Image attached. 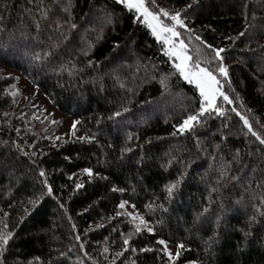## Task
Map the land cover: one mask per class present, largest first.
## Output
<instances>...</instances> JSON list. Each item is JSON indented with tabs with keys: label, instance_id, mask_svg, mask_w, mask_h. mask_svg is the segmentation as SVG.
<instances>
[{
	"label": "trees",
	"instance_id": "16d2710c",
	"mask_svg": "<svg viewBox=\"0 0 264 264\" xmlns=\"http://www.w3.org/2000/svg\"><path fill=\"white\" fill-rule=\"evenodd\" d=\"M154 3L181 13L190 63L233 101L183 134L174 125L200 96L134 12L115 0H0V227L14 234L0 264H264V0ZM196 36L227 49L228 80ZM4 69L79 121L67 141H49ZM122 201L152 233L118 214ZM159 239L185 249L170 261Z\"/></svg>",
	"mask_w": 264,
	"mask_h": 264
},
{
	"label": "snow or ice",
	"instance_id": "6c2138e0",
	"mask_svg": "<svg viewBox=\"0 0 264 264\" xmlns=\"http://www.w3.org/2000/svg\"><path fill=\"white\" fill-rule=\"evenodd\" d=\"M116 2L118 4L123 5L129 12L134 11V13L136 14V20H139L140 17H143V24L148 29H150L151 34L156 38L157 41L162 42L165 45L164 55L167 56L170 60L174 58L173 67L175 68L176 72L179 73L180 77L183 80H185L189 84H193L199 91V96L201 100L198 113L195 115H189L178 127L174 125V127H176L177 132L183 134L186 131H190L195 126V124L200 123L199 117L204 116L206 113L210 114L212 112H215L217 116H223L224 110L222 107L217 106V98L222 97L223 101L228 104H231L233 101L222 90L223 85L220 79L211 69L202 67L199 59H197L194 64L190 63L192 57L188 54L187 46L185 42L180 39L181 33L178 31V29H184L185 32L190 31V29H188L187 25L185 24L184 19L181 17V13L177 11L173 14L164 9H160L159 12H156L153 10L155 7L154 0H152L151 6L146 3V0H116ZM196 2L197 0H193V3ZM188 7L190 8L192 7V5L190 4L188 5ZM166 21H170L171 23H168ZM73 27H75V25H73ZM243 35L244 33L241 32L240 36ZM195 39L198 40L200 44L204 46V48H207L210 53H214V57H206L205 62L211 63L213 59L217 61V71L219 75L224 77L225 80H228V68L224 63V57L222 55V53H224L227 49L216 48L211 44L206 43L199 36H196ZM196 51L197 55L199 56L200 49H197ZM16 94V92L12 93L13 96H15ZM232 111L235 112L236 110L232 109ZM120 115V112L115 113V116ZM237 115L240 116V119L243 121L244 127L248 128L249 132H252V128L249 124L248 119L240 113H237ZM78 123L79 121L73 123V129H75L76 124ZM252 135L255 136L256 133L252 132ZM257 139L260 140L261 144H264V139L260 138L259 136H257ZM122 151H131V149H123ZM83 172L86 173L89 177L94 175L92 169L90 168H84ZM40 175L45 176V172L42 170L40 172ZM69 179H71V177H69ZM178 183L179 181L177 182V184L166 186V191L169 196L172 195ZM45 186L48 188V195H52L53 189L47 184H45ZM81 187H83V184H76L77 189ZM117 190L123 191V189L113 188V191ZM125 203L126 202L122 201L119 207L123 209ZM262 203H264V201H262ZM132 218L134 220L139 219V223L135 226L136 233H140L142 231L141 226H143V228H147V231L149 233H152L153 230L147 227L143 217H136L133 215ZM252 219H254V217ZM6 229V224H4L3 227H0V256H4L7 248L10 245V241H12L14 237L13 232L7 231ZM245 235L247 236L249 235V233H245ZM129 236H131V233H129ZM77 239H79V237H77ZM156 243L163 245L164 254L168 257L170 261L173 262L180 257L181 250L185 249V245L183 243H179L176 246L175 255H173V253L168 249L167 242L164 239H159L156 241ZM123 244L125 246H129V239H124ZM81 247H83V245H81ZM125 250H127V247L125 248ZM132 250L135 251L134 248ZM141 250L152 251V249L148 248ZM105 251H107V249H105ZM117 255H121V253H117Z\"/></svg>",
	"mask_w": 264,
	"mask_h": 264
},
{
	"label": "rangeland",
	"instance_id": "374dc122",
	"mask_svg": "<svg viewBox=\"0 0 264 264\" xmlns=\"http://www.w3.org/2000/svg\"><path fill=\"white\" fill-rule=\"evenodd\" d=\"M140 19L141 21H143V17H140ZM173 62H174V58L172 59V65H173ZM4 73L5 75L13 76L15 79L14 85H13V92L17 93L15 96L17 98L19 105L35 108L36 112L34 114V117L38 119L40 122L42 123L44 122L46 124L43 129L47 130L48 132L47 137L49 141H52V142L67 141L71 136V132L73 129L72 125L75 122V120L65 114L58 112L54 107H52L49 104V102L29 82H27L17 72L4 69ZM183 81L186 82L185 80ZM190 85L194 86L193 84H190ZM196 90L199 95L198 89ZM219 98H222V97H218L217 101ZM119 214L129 217L132 220V222L135 224V226L136 224L139 223V219L134 220L132 218L133 215L136 217H141L133 209V207L128 203H125V206L123 209L119 207ZM145 223L148 228H151L153 230L152 225L150 223L146 221ZM141 227H142V230L147 231V228H143V226ZM167 247L173 253V255H175V252H176L175 246L167 242Z\"/></svg>",
	"mask_w": 264,
	"mask_h": 264
}]
</instances>
